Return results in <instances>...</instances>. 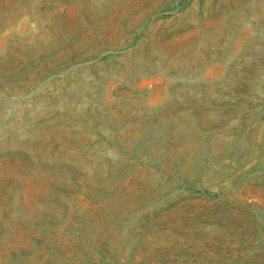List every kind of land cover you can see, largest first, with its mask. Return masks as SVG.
Listing matches in <instances>:
<instances>
[{
  "label": "rangeland",
  "instance_id": "374dc122",
  "mask_svg": "<svg viewBox=\"0 0 264 264\" xmlns=\"http://www.w3.org/2000/svg\"><path fill=\"white\" fill-rule=\"evenodd\" d=\"M0 264H264V0H0Z\"/></svg>",
  "mask_w": 264,
  "mask_h": 264
}]
</instances>
